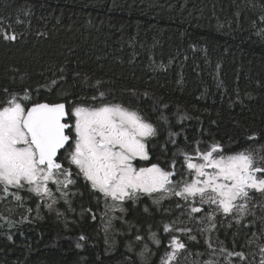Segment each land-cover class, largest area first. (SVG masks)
<instances>
[{
	"label": "trees",
	"instance_id": "1",
	"mask_svg": "<svg viewBox=\"0 0 264 264\" xmlns=\"http://www.w3.org/2000/svg\"><path fill=\"white\" fill-rule=\"evenodd\" d=\"M262 13L264 0H0L3 27L17 36L0 39V97L4 89L29 88L40 102L88 103L99 80L109 100L154 123L157 109L163 111L168 123H158L149 141L151 160L138 166L167 169L175 158L179 173V150H191L195 141L202 148L219 142L228 153L264 144ZM53 79L57 84L49 90ZM170 131L179 135L170 138ZM155 199L159 195H140L126 200L123 212L108 211L81 178L68 190V202L60 199L52 211L35 197L23 208L8 205L10 213L0 202V214L12 222L0 219V264H160L168 243L163 225L186 217L175 207L178 198ZM254 211L249 228L218 215L211 235L229 250L255 252L259 264L256 244L244 246L263 228L257 216L264 211ZM149 227L162 240L159 248L148 240ZM193 234L195 241L181 238L192 253L205 252L206 235ZM136 235L151 255L140 254ZM196 259L207 257H181L180 264ZM233 264L242 262L235 258Z\"/></svg>",
	"mask_w": 264,
	"mask_h": 264
},
{
	"label": "snow or ice",
	"instance_id": "2",
	"mask_svg": "<svg viewBox=\"0 0 264 264\" xmlns=\"http://www.w3.org/2000/svg\"><path fill=\"white\" fill-rule=\"evenodd\" d=\"M259 19L264 23V13ZM17 23L23 21L18 18ZM257 35L264 38V29ZM0 39H17L14 32L9 33L3 27L2 18ZM60 71L63 73V69ZM56 84L57 80L53 79L46 87L51 90ZM101 87L98 80L97 94L88 103L40 102L33 99L29 88L22 92L4 89L0 97V202L5 204V210L10 213L12 208L8 205L13 202L14 207L23 208L27 199L35 197L52 211L60 199L68 202V189L81 178L98 194V199H104L108 211L123 212V203L140 195L159 194L154 203L175 197L178 198L175 207L182 210L181 216L186 220L178 217L163 225L168 243L160 264H180L181 257L187 259L191 255L207 257L193 260L192 264H233L235 258L242 264H254L255 252L229 250L211 234L218 215L232 217L237 225L249 228L256 218L254 209L259 206L264 211V146L226 153L219 142L202 148L201 142L195 141L191 150H179L184 160V170L179 173L175 158L167 169L159 163L138 166L140 161L151 160L149 141L157 136L158 123L167 124L168 117L157 109L158 122L154 123L140 110L109 100V94L100 90ZM178 135L169 132L170 138ZM171 142L176 143L174 139ZM50 185L55 186V191ZM256 193L260 201H256ZM39 209L38 203L37 214ZM249 216L253 218L251 221L247 220ZM0 219L12 223L3 214ZM260 221L264 224V216ZM111 227L109 220L105 233ZM194 230L206 235L205 252L192 253L181 238L195 241ZM135 240L143 244L142 256L145 252L152 254L143 236L136 235ZM148 240L157 248L162 244L151 227ZM260 241H264V228L259 229L256 240L249 237L244 246L256 244L259 264H264V243ZM76 247L81 244L77 243Z\"/></svg>",
	"mask_w": 264,
	"mask_h": 264
},
{
	"label": "rangeland",
	"instance_id": "3",
	"mask_svg": "<svg viewBox=\"0 0 264 264\" xmlns=\"http://www.w3.org/2000/svg\"><path fill=\"white\" fill-rule=\"evenodd\" d=\"M261 146H264V144L263 145H261ZM261 146H258V147H256V148H260ZM226 153H228V152H226ZM50 187H52L53 188V191H55V186H53V185H50ZM71 188H73V187H70L68 190H70ZM55 195H57V196H59L60 194L59 193H55ZM157 195H159V194H157ZM255 199H256V201H260L261 200V197H260V195L258 194V193H256L255 194ZM39 201V203H43L42 201H40V200H38ZM43 205H44V203H43ZM45 207V206H44ZM258 207V209L259 210H261V208L259 207V206H257ZM256 207V208H257ZM255 208V209H256ZM45 209H47V207H45ZM261 213H262V210H261ZM199 215H201V214H199ZM203 215V214H202ZM262 215H259V216H257V218L260 220V217H261ZM264 216V215H263ZM232 218V217H231ZM263 228H264V224H263ZM184 237V236H183Z\"/></svg>",
	"mask_w": 264,
	"mask_h": 264
},
{
	"label": "flooded vegetation",
	"instance_id": "4",
	"mask_svg": "<svg viewBox=\"0 0 264 264\" xmlns=\"http://www.w3.org/2000/svg\"><path fill=\"white\" fill-rule=\"evenodd\" d=\"M147 167V166H146Z\"/></svg>",
	"mask_w": 264,
	"mask_h": 264
}]
</instances>
